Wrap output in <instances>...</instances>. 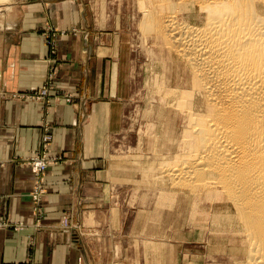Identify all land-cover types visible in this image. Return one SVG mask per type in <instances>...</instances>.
Masks as SVG:
<instances>
[{
    "label": "rangeland",
    "instance_id": "rangeland-1",
    "mask_svg": "<svg viewBox=\"0 0 264 264\" xmlns=\"http://www.w3.org/2000/svg\"><path fill=\"white\" fill-rule=\"evenodd\" d=\"M58 2L49 7L58 13L64 8L69 25L61 27L51 17L41 27L46 46L40 59L47 65L44 81L28 91L8 96L14 101L33 103L41 115V147L24 162L34 178L30 194L32 219L37 223L44 218L42 198L46 174L65 160L51 146L52 111L57 105L73 106L79 89L63 87L58 81L60 67L68 59L62 60L56 41L82 31L78 24L82 12L90 32L97 34V48H109L107 52L101 49L99 55L108 54L111 58L108 82L114 92L109 94L111 99L101 94L98 102L110 103L117 113L115 123L105 132L104 148L98 158V171L103 173L97 185L101 190L98 204L103 206V211L97 213V218L103 221V228L88 233V238H93L92 264H238L243 261L245 248L238 234L216 229L235 225L223 194L218 192L211 200L203 199L189 190L173 187L162 173L183 154L180 143L186 120L184 113L175 109L176 104L171 108L169 103L180 97L183 88L178 84L182 82L183 70L160 35L147 34L142 29L147 2ZM5 7L0 6V12L5 13ZM4 16L0 15L2 25ZM4 86L10 90L8 84H0V91ZM37 163H42L38 169ZM60 221L62 227L69 226L67 216ZM24 226L20 220L0 219V229L19 232ZM76 227L73 231L79 230ZM77 264H82V258Z\"/></svg>",
    "mask_w": 264,
    "mask_h": 264
},
{
    "label": "crops",
    "instance_id": "crops-1",
    "mask_svg": "<svg viewBox=\"0 0 264 264\" xmlns=\"http://www.w3.org/2000/svg\"><path fill=\"white\" fill-rule=\"evenodd\" d=\"M57 2L0 0L4 3L0 6H6L5 13L0 12L5 15L3 25L0 22V84L11 86L0 91V219L25 223L19 232L0 229V264H77L80 258L82 264H92L93 238L88 233L103 228L97 218L103 211L98 204L97 185L103 174L98 171V158L117 113L110 103L98 102L101 94L111 99L109 94L114 92L108 82L111 58L99 55L109 48H97V34L90 32L82 12L78 23L82 31L56 41L58 54L68 59L60 67L58 81L63 87L79 89L73 106L57 105L52 111L51 146L65 160L46 174L44 218L37 223L32 219L34 178L24 162L41 147V115L33 103L8 96L44 81L47 65L40 59L46 46L41 27L51 17L61 27L69 25L64 8L58 13L49 7ZM66 216L70 223L64 228L60 220ZM75 227L79 230L73 231Z\"/></svg>",
    "mask_w": 264,
    "mask_h": 264
},
{
    "label": "bare ground",
    "instance_id": "bare-ground-1",
    "mask_svg": "<svg viewBox=\"0 0 264 264\" xmlns=\"http://www.w3.org/2000/svg\"><path fill=\"white\" fill-rule=\"evenodd\" d=\"M140 1L142 29L183 70L169 102L186 120L183 154L162 173L203 199L223 194L235 225L216 229L241 238L238 264H264V0Z\"/></svg>",
    "mask_w": 264,
    "mask_h": 264
},
{
    "label": "built area",
    "instance_id": "built-area-1",
    "mask_svg": "<svg viewBox=\"0 0 264 264\" xmlns=\"http://www.w3.org/2000/svg\"><path fill=\"white\" fill-rule=\"evenodd\" d=\"M41 166H42V163H37L35 168L38 169V168H40Z\"/></svg>",
    "mask_w": 264,
    "mask_h": 264
}]
</instances>
